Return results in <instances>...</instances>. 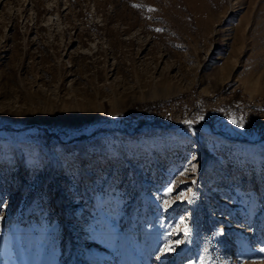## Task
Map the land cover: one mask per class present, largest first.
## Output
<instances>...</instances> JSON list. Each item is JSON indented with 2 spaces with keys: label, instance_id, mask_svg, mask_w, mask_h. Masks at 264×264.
<instances>
[{
  "label": "rangeland",
  "instance_id": "374dc122",
  "mask_svg": "<svg viewBox=\"0 0 264 264\" xmlns=\"http://www.w3.org/2000/svg\"><path fill=\"white\" fill-rule=\"evenodd\" d=\"M262 103L264 0H0V264H264Z\"/></svg>",
  "mask_w": 264,
  "mask_h": 264
},
{
  "label": "built area",
  "instance_id": "2783aa9c",
  "mask_svg": "<svg viewBox=\"0 0 264 264\" xmlns=\"http://www.w3.org/2000/svg\"><path fill=\"white\" fill-rule=\"evenodd\" d=\"M220 103V99H216V98H214V99H212V101H211V103H210V105H214V106H218V104ZM171 109L172 108H169V109H166L165 111L167 112H169L170 113V111H171ZM166 113V116H167V118L169 119V120H171L172 122H174L175 121V118L174 117H172L171 115H169V113ZM253 113V112H252ZM256 117H255V119H257L258 120V122H257V127L259 126V127H264V103H262V104H258L257 106H256V110H255V112L253 113ZM151 117H157V115H154V114H152L151 115Z\"/></svg>",
  "mask_w": 264,
  "mask_h": 264
},
{
  "label": "snow or ice",
  "instance_id": "6c2138e0",
  "mask_svg": "<svg viewBox=\"0 0 264 264\" xmlns=\"http://www.w3.org/2000/svg\"><path fill=\"white\" fill-rule=\"evenodd\" d=\"M134 6H135V5H134ZM158 31H159V30H158ZM232 123H237V121L233 120ZM239 126H241V127L243 126L242 121L240 122V125H239ZM172 190H173L172 188L167 189L165 195H169V194H171ZM183 196H184V194L181 193V194H180V197H177V199H180V198L183 197ZM176 231H183L185 234H187L188 229H187V227H186V225H185V223H184V220H181V221H180V224H179L178 228L176 229ZM168 250H169V249H168V246H166L165 249H163L162 251H163V252H166V251H168Z\"/></svg>",
  "mask_w": 264,
  "mask_h": 264
}]
</instances>
